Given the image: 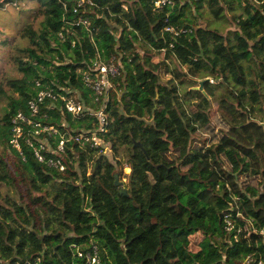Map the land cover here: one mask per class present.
Segmentation results:
<instances>
[{"label":"trees","instance_id":"obj_1","mask_svg":"<svg viewBox=\"0 0 264 264\" xmlns=\"http://www.w3.org/2000/svg\"><path fill=\"white\" fill-rule=\"evenodd\" d=\"M31 1L18 43H2L21 77L7 80L13 95L0 104V264H84L74 247L93 246L100 264L264 259V0H189L168 19L186 30L178 37L164 32L168 10L155 12L150 0H95L78 14L74 0ZM16 2L0 0V11ZM82 16L92 32L68 23ZM97 51L121 64L100 135L110 151L68 142L64 154L44 152L65 164L62 173L25 139L16 150L12 120L29 116L36 81L85 106L73 116L60 99L44 102L36 121L57 129L41 137L50 149L65 133L99 129L88 111L103 103L83 80ZM122 162L124 177L132 169L127 196L115 185Z\"/></svg>","mask_w":264,"mask_h":264},{"label":"built area","instance_id":"obj_2","mask_svg":"<svg viewBox=\"0 0 264 264\" xmlns=\"http://www.w3.org/2000/svg\"><path fill=\"white\" fill-rule=\"evenodd\" d=\"M133 1V0H131ZM189 0H150V4L155 12H163L168 10V14L165 20L164 32L169 33L173 36H179L186 33L185 29L179 28L178 26H173L169 24V16L173 10L177 7L181 9L186 2ZM75 6L73 7V13L78 14L80 8L85 7V9H90L96 5L95 0H74ZM191 4V3H190ZM192 6V5H191ZM123 10H127V5H122ZM73 27H83L86 31L92 32V23L90 19L85 17H79L74 22H68ZM60 38L64 39V34L60 33ZM121 64L116 62L115 58H112L109 62H104L102 55L97 51L95 59L91 61L90 71L83 74L84 84L89 88L96 96V101H101L103 107L99 111H88V114L95 116L99 121V129L96 131L83 132L78 134L65 133L61 135V140L57 146L56 150L49 148L48 138L56 136L58 131L55 127L43 126L38 121L37 117L40 115L41 106L46 100H51L53 102L61 100L63 103L64 110L72 114L73 116H78L85 113V106L82 101L76 98L71 93L60 94L55 92V90L47 85H44L40 81H36L35 89L37 94L34 98H31L28 103L29 116L25 115L23 112H19L12 120V139L11 145L21 153V139H25L27 145L34 151L36 159L47 164L49 167L59 170L64 173L66 171V166L59 159L48 158L45 156L44 152L51 151L53 154H64L65 145L68 142H75L81 145L82 148L85 145H90L92 149L100 150L102 148L103 154L110 151V147H102L103 140L100 137L104 134L108 127V120L105 115V105L107 102V97L110 89L112 88V80L120 75ZM68 92V91H67ZM64 126V124H63ZM28 129V131L26 130ZM27 132V133H26ZM32 134L31 138L29 137ZM48 136V138H41L42 136ZM34 139V140H33ZM37 141V142H36ZM36 142V143H35ZM85 149V148H84ZM125 165H130L126 162H122L120 165V171L123 175V167ZM132 175V169L130 166V177ZM121 175L119 174V177ZM124 177L123 178H130ZM121 180V178H120ZM226 229L231 231L234 225L231 222L229 215L225 216ZM264 232V231H263ZM76 255L79 259L84 261V264H100L99 250L96 246H93L90 250L86 251L80 247H74ZM253 260L248 259L244 264H250ZM39 264V262L33 263ZM255 264H264V259H260L255 262Z\"/></svg>","mask_w":264,"mask_h":264},{"label":"rangeland","instance_id":"obj_3","mask_svg":"<svg viewBox=\"0 0 264 264\" xmlns=\"http://www.w3.org/2000/svg\"><path fill=\"white\" fill-rule=\"evenodd\" d=\"M3 1V0H1ZM192 9H195V5L191 3ZM37 7L36 1L31 0H17L14 4H8L6 5L4 10L0 11V87L3 89L5 96L0 94V104L6 103V95L12 96L13 92L7 86V80L8 79H14V78H20L21 75L16 72L14 67H12L7 60V56L9 54V48L4 46L2 43L5 41L11 42V43H18V32L33 19V11ZM203 14V13H202ZM195 15L196 10H195ZM230 17V14H227V18ZM203 18L206 20H210L213 22H218L220 24H225L224 21H218L215 18H213L207 11H204ZM155 54V53H154ZM162 57V56H161ZM163 58V57H162ZM163 82H169L171 81V75L169 74H162L161 76ZM213 83V81H211ZM216 84V83H214ZM214 108H216V105H213ZM233 136H236L237 138L241 139L240 136L236 134H232ZM0 151L2 152V149L0 148ZM122 161V160H121ZM121 168V167H120ZM119 175V174H118ZM120 178L123 183H126L128 181L127 178H123V175L120 171ZM130 177V176H129ZM0 191L3 192L4 190L0 188Z\"/></svg>","mask_w":264,"mask_h":264},{"label":"water","instance_id":"obj_4","mask_svg":"<svg viewBox=\"0 0 264 264\" xmlns=\"http://www.w3.org/2000/svg\"><path fill=\"white\" fill-rule=\"evenodd\" d=\"M208 81H209V80L207 79V80H203V81H195V83H198V84H199V88H198V89H201V90H202L203 85H204L206 82H208ZM137 146L140 147L141 145L137 143ZM114 178H115V185H116L117 187H121V188H122L121 193H122L123 195L127 196V191L123 188V182L120 180L119 175L116 174V175L114 176Z\"/></svg>","mask_w":264,"mask_h":264}]
</instances>
